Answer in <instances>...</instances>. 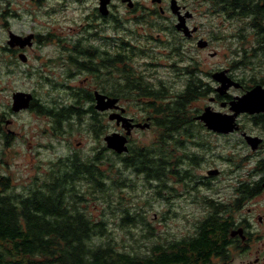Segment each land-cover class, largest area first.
I'll return each mask as SVG.
<instances>
[{"label": "rangeland", "instance_id": "1", "mask_svg": "<svg viewBox=\"0 0 264 264\" xmlns=\"http://www.w3.org/2000/svg\"><path fill=\"white\" fill-rule=\"evenodd\" d=\"M137 1L141 8L128 12L126 4L120 0H111L110 10L113 16L109 19L115 21L114 28L108 29L111 22L104 24L95 14L94 8L98 6V0H0V116L4 120L2 129L7 128L10 134L8 142L6 139L7 144L0 134V175H8L15 187L14 193H25L34 177L41 178L49 173L51 161L58 157L75 151L84 157L100 147L88 115L84 120L66 121L60 128L63 131L55 135L54 122L50 116L37 114L32 108L18 112L11 110L12 95L16 91L30 92L39 102L60 107L73 104L71 94L75 90L79 89V94L83 95L84 90L101 87L107 89L108 80L111 85H115V81L123 83V79H116L118 73L112 67L107 70V78L101 74L97 79L90 73L75 68L70 56L80 60L87 59L83 53H79L84 48L96 56L93 63V67H96L100 66L101 60L122 50L124 42L131 40V43L137 45L136 53L140 55L134 56L132 63L125 61L126 66L129 67L128 63L134 66L147 83H156L159 80V83L169 89V95L182 88L185 76L178 75V71L190 61L204 73L202 80L212 88L217 83L210 77V73L221 69H228L233 79H239L246 85L264 80V54L253 58L252 64L247 68H240L235 64V60L243 54L242 49L249 50L251 46L252 33L244 24L246 21L222 19V14L217 11L215 5L204 0H179L181 4L187 3L191 6L189 8L194 9L192 19L188 21L189 26L197 25L198 35L210 41L209 48L200 49L196 46V41L174 35L172 30L168 29L174 19L168 8V0L164 17H159V24L165 27L164 30L159 28L161 43H158L149 39V35L156 37L158 32V17L149 9L154 5L150 0ZM141 16L155 21L149 25L137 22V19H142ZM9 32L23 37L33 34L32 44L21 50L16 46L13 53L6 50ZM47 34L50 36L43 40L42 37ZM108 34L109 37L115 38L113 45L102 39ZM145 35L148 36L145 38ZM178 44L179 55L172 53L165 59V54L162 53H168V48ZM143 47H146L148 56L142 54ZM209 52L215 54L211 56ZM19 53L26 57L25 61L18 58ZM158 60L159 63L165 60L175 66H158ZM150 62L155 63V66H150ZM101 69L104 70V67ZM230 92L232 95L241 94L236 88L230 89ZM133 96H136L135 92L126 91L121 100L122 106L127 107L128 112L135 117L144 118L150 109L145 107L143 100ZM208 96L191 104L193 115L203 111L205 106L223 113L229 112L227 106L212 103ZM88 105L89 102H84L81 108L85 109ZM107 115L105 112L100 114V132H103L100 142L104 145L103 138L106 134L121 132ZM192 120L189 132L194 135L191 137L194 138L193 141L204 144L207 151L198 164L189 166L191 179L177 182L172 171L169 172L167 178L168 183L173 186L172 191L164 190L162 196L157 198L154 192L156 183L147 185L142 176L136 175L131 169L116 170V167L112 168L106 163L103 170L108 175L106 179L111 181L109 185H112V188L117 187L116 179L125 182V185L108 191L111 195L106 203L99 199L90 200L94 196L91 193L86 195L88 201L90 200L87 202V211L95 220H100V216L105 212L107 227L118 249L129 251L137 245L144 247L159 241V236L171 239L191 232L193 225L208 211L203 205L205 197L216 201L232 200L234 187L241 181L252 180V169L257 161H264V149L252 151L239 132L234 131L225 136L210 134L200 120ZM251 120L250 117L242 115L237 121L245 130L264 137V127L254 124ZM157 132L153 126L145 130L139 129L131 134L130 141L135 145H150L156 140ZM187 149L194 153L201 151L196 144L190 143ZM107 156L110 157L109 154ZM225 157L228 162L224 160ZM208 168H218L223 173L219 177L209 178V184H200L198 179L206 174ZM254 176L257 177V173ZM182 184L195 188V191L184 189ZM124 212L133 216L137 222L136 227L119 224V216ZM142 221L154 227V235L145 232L146 225ZM143 233H147V237H143Z\"/></svg>", "mask_w": 264, "mask_h": 264}, {"label": "trees", "instance_id": "2", "mask_svg": "<svg viewBox=\"0 0 264 264\" xmlns=\"http://www.w3.org/2000/svg\"><path fill=\"white\" fill-rule=\"evenodd\" d=\"M225 1L229 2V10L238 9L237 14L243 18L240 20L246 21L244 24L252 33L250 49L243 48V54L235 60L238 67L247 68L252 64L253 58L264 54V0H233V5L232 0H214L218 12H222L221 4H225ZM48 36L50 35L43 36V40H47ZM13 48L16 47H5L12 53ZM123 48L122 45V50L114 54V67L118 73L116 79H123V83L115 81V85H111L108 80L107 89H96L118 98H122L126 91L133 90L138 96L151 99L145 103V107L150 109L147 114L151 116L152 126L158 131L156 140L150 145L141 146L127 140L128 152L120 154L101 144L102 112L97 111L92 104L94 89L84 90L83 95L79 94V89L73 91L72 105L49 106L35 99L32 109L37 114L52 118L55 135L63 131L60 128L66 121L84 120L88 115L100 147L88 156L83 157L75 151L51 161L49 173L41 178L34 177L31 182L33 186L30 185L25 193H14L15 187L8 175H0V264H209L211 256L219 253L220 241L227 232V223L220 216L222 204L219 200L204 198L203 205L208 211L193 225L191 232L171 239L159 236V241L144 247L137 245L129 251L118 249L107 227L105 212L100 220H95L87 211V202L99 199L106 203L111 195L108 191L125 185V182L117 179V187L109 185L111 181L106 179L108 175L103 170L106 163L112 168L116 167V170H136L147 185L156 183L154 192L157 198L162 196L164 190L171 192L173 186L168 183L167 174L172 171V165L167 161L162 162L170 157H166L167 151L163 144L165 139L162 141L160 136L168 138L172 135L163 131L161 133L159 129H190L193 121L191 104L214 91L202 80L204 73L191 61L179 68L178 75L185 76L184 84L172 95L168 94L169 89L161 83L156 88L146 84L139 85L138 89L133 88L125 79L128 71L124 64ZM79 53H83L87 59L80 60L70 56L75 68L90 73L96 79L101 74L107 78L109 67L106 62L93 67L96 56L85 48ZM263 81L257 80L254 83L262 84ZM158 99L161 100L159 106L155 102ZM82 101L89 102L85 109L81 108L84 103ZM252 118L255 124L264 127V114H255ZM3 122L0 116V134L6 143L10 134L7 128L2 129ZM88 193L94 195L89 201L86 197ZM119 217L120 225L130 224L136 227L137 222L127 212ZM144 223L145 232L154 235V227L148 222ZM143 237H147V233H143Z\"/></svg>", "mask_w": 264, "mask_h": 264}, {"label": "flooded vegetation", "instance_id": "3", "mask_svg": "<svg viewBox=\"0 0 264 264\" xmlns=\"http://www.w3.org/2000/svg\"><path fill=\"white\" fill-rule=\"evenodd\" d=\"M111 1V0H110ZM110 1L107 4V14H102L100 12V10L98 9V6H96L95 9V14L97 17L100 18V20L102 21V23H107V22H111V25L108 29L110 28H114L113 24L115 19H109L110 17L112 18L113 14L111 12V4ZM124 5L126 4V6L128 7V12H134L137 11L139 8H141V6L139 7V1L137 0H131L132 6H128V2L124 1V0H120ZM152 5H154V7H149L150 10H152L156 16L158 17L157 20V25L156 28L158 29L157 35L156 37H151L152 35H149V39L154 40L155 42L161 43V39H159V28L164 30V25L163 24H159V17H164L166 9L165 7L167 6V1L168 0H150ZM176 1V5L178 7V12L180 15L185 16V25L189 28V30H192L193 27H196L195 31H192L190 35H186L181 29H177L176 24L178 23V15L173 13L170 5H171V0H169V10L170 12L173 14L174 19H172V22L170 24V26H168V29L172 30V32L174 33V35L178 34L180 36H182L184 39L187 40H192V41H196L195 44L197 46V41L199 39H203L207 42V45L204 47H198L200 49H207L210 47V41L208 39L202 38L201 36L198 35V29L199 27L197 25H190L188 24V21L190 19H192L193 14H194V9L193 8H189L190 5H188L186 3L185 4H181L179 0H175ZM207 2H210L212 4H214V0H204ZM99 2V0H98ZM228 1H225V4H221L222 5V19H243L241 18V15H238V9L235 10H229L228 7ZM240 3V2H239ZM231 4H235V2H231ZM230 4V5H231ZM191 7V6H190ZM144 9V8H143ZM187 14H189L187 16ZM142 17V16H141ZM162 20H167V19H162ZM153 21H155L154 19H146L144 17H142V19H137V22H142V24L145 25H149L150 23H152ZM162 31V30H161ZM148 35H145V38ZM102 39L107 40L109 43H114L115 38L109 37V34L107 36L102 37ZM134 46V47H133ZM137 45L131 43V40H127V42H124V48H123V54H125L124 56V64L125 61L126 62H130L132 63V59L134 58V56H136L137 54L140 55V53H136L137 52ZM20 49V48H19ZM147 49L146 47H143V49H141V52L143 55L148 56L147 54ZM179 51H180V47L179 44L178 45H172L171 48H168V53H162L163 55L165 54V59L169 57V54L174 53L175 55H179ZM105 52V51H102ZM211 53L215 52H209V54L211 55ZM213 56V55H211ZM153 57V56H151ZM106 62L109 69L114 68L115 62H114V55L110 56L106 59L101 60V62ZM128 63L129 67L126 66L125 64V68L128 71V74H126L125 79L126 82L129 86H133V88L138 89L139 85L143 86L144 84H146L147 86L149 85L150 87H159V80L156 81V83H150L147 81H145V79H143V75L141 74L140 71H138L137 69L134 68V66H131V64ZM159 63V60H158ZM166 64L169 68H173L175 66L174 63H170V62H166L165 60L161 61L159 63L158 66H162ZM150 66L154 67L155 63L150 62L149 63ZM186 65H184L183 67H185ZM200 70V69H199ZM221 70H226L227 71V75L230 76L231 78H234L233 75L228 71V69H221ZM201 71V70H200ZM215 72V71H214ZM210 73V77H211ZM212 78V77H211ZM235 81H238L240 83L239 87H229L226 90V93L223 95H220L218 92L215 91V88L219 85L218 82L213 89L214 91L209 92V94H214L213 96H208L210 97L209 100L212 103H219L221 106L228 108L229 106V101L237 95H232L230 94V89L232 88H236L238 90H240V93L243 94L244 92H246L248 89L252 88L254 85L256 84H261V83H253L252 85H248V87L246 86V84H244L243 81L239 80V79H234ZM264 87V84H261ZM97 89L93 90L96 91ZM98 91V90H97ZM135 92L136 96H133L134 98L137 97L136 99L139 100H143L145 103L148 100L151 99H147V97L144 96H138L136 91L131 90L130 93ZM30 93V92H29ZM104 93V92H102ZM106 94V93H104ZM208 94V95H209ZM239 94V95H241ZM107 95V94H106ZM33 96V95H32ZM109 96V95H108ZM118 98V97H117ZM118 105L119 107L123 108V116H126L130 119V124L133 126L131 127L130 130V134L128 135V142H130V136L131 134L136 131V130H145L147 128H150L152 126V119L151 116L146 115L144 118H137L134 115H132L130 112H128L127 107H125L124 105L122 106V98H118ZM35 100V98L29 102V106L25 109H31V105L32 102ZM95 101V100H94ZM156 104L159 106V99L155 100ZM222 103H225V105H222ZM11 110H12V103H11ZM24 110V109H22ZM229 110V108H228ZM13 111V110H12ZM15 112V111H13ZM105 113H107L108 115L110 113H120L121 109L120 108H112L108 111H104ZM202 113V111L196 115H193V119L195 120H199L196 117L198 115H200ZM228 113V112H227ZM255 114H264V113H254V114H248V113H241L237 116V119L240 116H245V117H250L253 121V116ZM107 115V117H108ZM109 119V118H108ZM110 120V119H109ZM113 121L115 127L119 128L121 132H124L122 130V128L120 127V125L116 124L115 120H110ZM201 121V120H200ZM7 123V122H5ZM144 124V123H148L149 126L145 127V128H140L135 126L136 124ZM202 125L203 122H200ZM238 126L239 128L235 131L239 132L240 136L242 137L243 141L247 144V142L245 141L244 136L242 135L243 133L249 134V135H253V136H258L261 138V142L258 144L257 148L252 150V151H259L260 149H264V137L257 135V134H253L250 131L245 130L240 122H238ZM255 124V123H254ZM205 127V125H204ZM208 131V133H212L218 136H225L227 134L225 133H221V132H216L213 131L211 129H208L207 127H205ZM8 130V129H7ZM9 131V130H8ZM162 131L165 134L168 135H172L171 137L168 138H163V136H160L161 140L163 141V144L166 148L167 151V156L166 157H170L168 159H164V161L162 160V162L166 163H170L173 167L172 169V173L173 175L176 177V181L177 182H181L182 180H189L192 178L191 175V171H190V167L189 166H195L196 164H198L203 157H205V152L207 150H205V146H203L204 144H200L197 141H193V136L194 133H190L189 129L186 128H172V129H159V132L162 133ZM206 131V130H205ZM206 131V132H207ZM234 132V131H233ZM196 144L198 146V148L201 149V151H199L198 153H194V152H190L189 149H187L188 144ZM248 145V144H247ZM129 146V145H128ZM249 146V145H248ZM250 147V146H249ZM179 150V151H176ZM128 152V150H127ZM171 153V154H170ZM162 154H164V151H162ZM200 160V161H199ZM224 160L227 161V158L225 157ZM228 162V161H227ZM235 162V161H233ZM262 162V163H261ZM187 167V168H186ZM211 170H215L216 173L214 172L213 174H208V171ZM133 172L136 175H139L138 172L136 170H133ZM223 172L218 169V168H208L206 170V174L203 175L202 177H199V183L200 184H206V183H210L211 181L208 180L209 178L216 176L219 177ZM257 173V177L254 176ZM251 177H254L252 180L250 181H241L239 182V184L234 187L233 192H232V200L231 199H225L224 201H220L222 204L221 210H220V216L222 218L223 221H225L227 223V232L225 235V238L220 241L221 244V248L218 251L219 253L215 255H212L210 258V262L209 264H264V161H257L256 165L254 166V168L252 169V174ZM157 184L159 185V181H157ZM180 184V183H178ZM181 185V184H180ZM182 186L184 187V189L187 190H193L195 191V188L192 187H188L185 186V184H182ZM189 189H188V188ZM176 196L178 197L179 195L176 194ZM205 199H210V197H205Z\"/></svg>", "mask_w": 264, "mask_h": 264}, {"label": "water", "instance_id": "4", "mask_svg": "<svg viewBox=\"0 0 264 264\" xmlns=\"http://www.w3.org/2000/svg\"><path fill=\"white\" fill-rule=\"evenodd\" d=\"M110 0H99L98 9L102 14H107V4ZM128 2V6H132L131 0H124ZM155 1V0H153ZM158 1V0H157ZM170 8L173 13L178 15V23L176 24L177 29H181L186 35H190L192 31L196 30V27H193L192 30L185 25V16L180 15L178 12V7L175 0H171ZM189 14H187L188 16ZM34 35L28 34L26 36H20L9 32L7 44L10 47H18L20 49L24 48L26 45L30 46L32 44V39ZM207 45V42L203 39L197 41L198 47H204ZM214 55V53H211ZM19 58L22 61L26 60V57L23 53H19ZM213 80L219 83L215 88V91L220 95L226 93V90L233 86L239 87L240 83L235 81L233 78L227 75L226 70L215 71L211 74ZM32 99V94L25 91H16L12 95V110L18 112L21 109H25L29 106V102ZM94 108L97 111H108L112 108H120V113H110L108 118L110 120H115L117 125H120L124 132L113 131L104 136V141L106 148L116 152L123 153L127 152V137L130 134L131 127L130 119L126 116H123V108L118 105V98L108 96L102 92L94 91ZM229 112L223 113L211 109L210 106H205L202 113L196 118L201 120L205 127L216 132L221 133H231L239 128L237 123V116L241 113H264V87L261 84H256L252 88L248 89L241 95L234 96L229 102ZM225 105V103H222ZM135 126L140 128L148 127V123L136 124ZM245 138V141L250 146L252 150L256 149L258 144L261 142V138L258 136L249 135L246 133L242 134ZM216 173L215 170L208 171V174Z\"/></svg>", "mask_w": 264, "mask_h": 264}]
</instances>
